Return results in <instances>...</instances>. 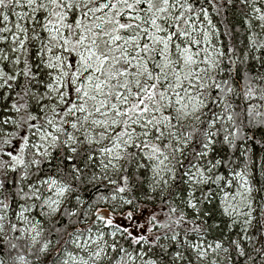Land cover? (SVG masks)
Here are the masks:
<instances>
[{
  "label": "snow or ice",
  "instance_id": "obj_1",
  "mask_svg": "<svg viewBox=\"0 0 264 264\" xmlns=\"http://www.w3.org/2000/svg\"><path fill=\"white\" fill-rule=\"evenodd\" d=\"M0 264H264V0H0Z\"/></svg>",
  "mask_w": 264,
  "mask_h": 264
}]
</instances>
